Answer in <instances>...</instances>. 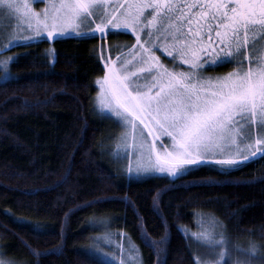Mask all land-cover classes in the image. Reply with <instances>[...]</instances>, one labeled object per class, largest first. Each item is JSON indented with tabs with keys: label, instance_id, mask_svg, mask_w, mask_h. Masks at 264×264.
Instances as JSON below:
<instances>
[{
	"label": "trees",
	"instance_id": "obj_1",
	"mask_svg": "<svg viewBox=\"0 0 264 264\" xmlns=\"http://www.w3.org/2000/svg\"><path fill=\"white\" fill-rule=\"evenodd\" d=\"M132 42L129 34L111 31L15 47L20 55L8 65L13 78L0 81V258L106 264L88 245L96 231L90 221L107 219L138 247L142 264H156L157 253L141 233L164 238L159 255L166 264H197L202 247L189 236L197 213L220 222L231 242L250 241L264 251V158L227 174L200 164L179 179L127 181L104 154L109 134L118 133L92 109L104 72L100 53L103 47L114 57ZM235 67L208 71L223 75ZM208 178L212 182H199Z\"/></svg>",
	"mask_w": 264,
	"mask_h": 264
},
{
	"label": "snow or ice",
	"instance_id": "obj_2",
	"mask_svg": "<svg viewBox=\"0 0 264 264\" xmlns=\"http://www.w3.org/2000/svg\"><path fill=\"white\" fill-rule=\"evenodd\" d=\"M0 3L15 13H21L23 8V16L35 37L52 41L66 29L80 27L77 21L82 23L93 15L91 9L101 6L97 0H58V4L52 3L50 7L46 5L42 12H34L27 3L21 5L15 0H0ZM145 9L155 11L147 24L148 38L138 37L133 46V51L136 48L140 51L135 53L132 62L125 60L120 66L123 75L115 67H109L103 80L98 81L103 90L98 101L102 115L103 109H110L113 116L109 118H113L114 123H121L125 129L131 125L133 130L131 142L125 131L122 144L117 147H122L129 156L137 155L138 163L135 167L130 163L127 172L121 171L120 175L128 178L151 177L158 172L166 173L165 178L170 180L179 179L181 175L195 170V166L202 161L213 159L217 170L227 174L241 161L258 155L264 158L260 155L264 154V54L257 46L258 37L264 40V0H192L182 6L171 2L163 4L160 0H130L127 8L121 7L119 15L115 11L109 13L108 16L114 19L106 18V22L96 24L94 31L103 37L108 26L112 29L138 28ZM165 20L168 22L165 23ZM185 21L188 31H184ZM153 30L157 33L163 30L166 40L169 35L172 37L174 45L179 47L168 55L174 57L179 54L183 63L190 66L189 71L177 73L164 68L155 55L154 47L147 46L159 44V37L152 38ZM205 36L208 37L207 42ZM11 46H18L13 45V37L8 38L6 50H10ZM246 49L250 53L247 57ZM19 55L17 53L8 59L15 62ZM245 59L254 60L255 65L245 68ZM133 63L142 66L128 71ZM230 63H235L237 68L227 74L208 78L202 76L207 67ZM12 78V73L0 72V80L4 83ZM141 80L145 82L140 83ZM137 121L143 126L141 136L143 129L148 130V136L153 140L151 144L147 137L142 140L136 138ZM253 125L260 138L245 144L244 141L251 138ZM159 136L171 139V150L167 147L163 152L157 150V143L162 144ZM254 145L256 150L252 151ZM199 182L212 180L208 178ZM247 182H256V179ZM218 223L213 220V230L200 234L198 242L208 249L204 255L211 259L200 258L198 264H229L233 256L235 264H264V251L255 243L248 248L233 245L223 232L215 230ZM34 227L41 228L43 225L34 223ZM141 235L157 253L156 264H166L159 255L165 251L160 247L165 243L164 238L153 241L146 233ZM217 235L220 239H216ZM22 243L30 247L26 241L22 240ZM128 253L129 264H142L134 246L129 245ZM0 264L16 262L0 259ZM120 264H125V260H121Z\"/></svg>",
	"mask_w": 264,
	"mask_h": 264
},
{
	"label": "rangeland",
	"instance_id": "obj_3",
	"mask_svg": "<svg viewBox=\"0 0 264 264\" xmlns=\"http://www.w3.org/2000/svg\"><path fill=\"white\" fill-rule=\"evenodd\" d=\"M16 3H19L21 5L27 3L30 8L34 12H42L46 5L51 6L52 3H57L58 0H42V2H34V0H15ZM130 0H97V3H99L101 6L99 8L94 7L91 9L93 15L87 17L82 23L80 21H77L78 24H80V27L76 29H66L63 33H61L57 38L62 37H71V36H88V35H96L99 38L102 36L98 31H94L96 28V24L102 23V21L106 22V18H112L109 17L108 14L115 11L117 14H120V9L123 6L124 8H127ZM148 2H151V0H148ZM161 3L166 4L168 2L174 3V4H183L191 3L192 0H160ZM23 8L21 9V13H15L11 12L9 9L5 7L3 3H0V72L8 71V65L11 62L9 60V57L15 56V47L11 46L10 50H6L8 48V38L13 37V45H24L29 44L38 40H41V37H35V34L32 30V28L29 27L28 20L26 17L23 16ZM155 11V9H145L144 14L142 16V23L140 27L138 28H128V27H121L119 29H112L111 26H108L105 31L104 35L111 31H117L121 33H127L129 34L133 42L129 44L128 46L122 45L120 48V51L118 55L111 57L107 50L102 47V53H100V58L102 62L103 67V76L98 81H102L103 77L105 75L106 70L109 67H115L119 74L123 75V73L120 71V66L124 64L125 60H128L129 62L133 61V57L135 56L136 52H139L140 49L136 48L135 51H133V46L137 43L138 37H143V39L148 38V30H147V24L148 21L152 18V13ZM185 15H187V11L185 10ZM174 19V18H173ZM189 19H192L189 17ZM168 21L165 20V23ZM103 26V24H102ZM35 27V23L33 21V28ZM184 31H188L187 27V21H185L184 24ZM163 30H161V33H157L156 31H152V38L155 40L157 37H159V44L158 45H147L150 47H154L155 55L159 58L160 63L164 66V68L169 69L170 71H175L177 73L179 72H187L190 70L189 65H185L183 63V59L180 58L179 54H176L174 57H170L168 53L175 52L176 47H179V45H174L172 37L169 35L168 39L166 40L164 35L162 34ZM103 35V37H104ZM215 35V29L213 30V36ZM29 36H33L34 39L28 40L26 39ZM56 38V39H57ZM143 39L141 40V43H143ZM177 39H180V37H177ZM49 42H52L51 39H46ZM205 42H207L208 37L205 36L204 38ZM257 46L260 48V52L264 54V40H261L259 37L257 38ZM158 49V50H157ZM250 53L246 49L245 50V57L249 56ZM162 58L169 59V61H164ZM201 63H203V60H201ZM250 65L254 66L255 61L245 59L244 61V67L247 68ZM142 65L139 63H133L132 68H128V71H133L136 67H141ZM235 68H237V65L235 64ZM210 67H207L203 70L202 76L204 78L208 77H216L221 75H211L208 71ZM233 69V70H234ZM231 70V71H233ZM230 71V72H231ZM229 73V72H228ZM156 73H153L155 75ZM227 74V73H226ZM224 75V74H223ZM147 79H151V77H148ZM2 81V80H0ZM96 82V94L94 95L93 101H92V109L94 115L106 119L109 122H112L116 129L117 133L115 136L112 135V133L109 134V137L104 144L105 148L103 150L104 154L107 156V158L110 160V163L113 165V167L120 173L123 171L124 173L127 172V169L129 167V164L131 163L132 167H135L138 163L137 155H131L125 154V150L120 147L118 148V144H122V134L127 131L129 134V141L131 142L133 137V130L131 125L128 126L127 129L122 127L121 123H114L113 118H109L110 116H113L110 109H103V115L101 113V109L99 108V98L100 94L103 91L101 88L100 83ZM144 80H141L140 83H144ZM95 109V110H94ZM138 127L135 130V136L138 140H142L144 137H147V141L149 144L153 142L152 137L148 136V130L143 129V136H141L140 129L143 128L142 125H139V122H136ZM113 125V126H114ZM157 135H159L157 133ZM260 137L256 134V128L255 125L252 127V135L250 140H245L244 143H250L254 142L256 139H259ZM159 140L162 141L161 143H157L156 147L158 151L163 152L164 148L167 147L168 150H171V139L167 136H159ZM255 145L252 148V151H255ZM264 155V154H260ZM257 158H260L258 155L257 157H253L252 159L248 160H255ZM146 160V156H145ZM248 161H241L239 164L248 162ZM200 164H215V160H205L202 161ZM198 164V165H200ZM237 164V165H239ZM236 165V166H237ZM217 166V165H216ZM161 176V175H167L166 173H158L154 172L151 176ZM125 179L128 180H143L148 175L143 176H133L131 178H128L127 176H124ZM106 221L107 220L105 219ZM105 220L97 219V220H91L90 224L95 228V232L90 240V243L88 245V252L93 255V257L97 258L98 260L106 263V264H120L121 260H125V264H129L128 262V248L129 245H132L135 247L136 251L139 253V259L141 260V255L138 247L129 239V237L124 233L122 230H112L109 228L108 223L105 222ZM213 220L217 221L215 218H213L209 214L205 213H197L195 215L194 219V227L189 232V236L192 240H194L201 248V242L199 241L200 234L205 233L206 231H212V222ZM99 229L97 230V228ZM217 232H224L223 225L219 222L218 227L215 229ZM216 239H220V236L217 235ZM231 242V241H230ZM233 245L238 244L241 248H248L251 246L253 242L246 241V243H240L239 241L231 242ZM258 246V245H256ZM259 248V247H258ZM123 249V251H122ZM199 256H197L196 263L198 264L200 258L204 259H211L210 257H206L204 254L208 251L206 248L199 249ZM99 253L106 254L104 256H100ZM199 257V258H198ZM2 259V258H0ZM5 260V259H2ZM229 264H235V256L229 261ZM259 264V262H257Z\"/></svg>",
	"mask_w": 264,
	"mask_h": 264
}]
</instances>
